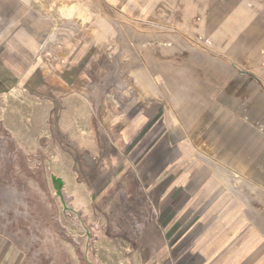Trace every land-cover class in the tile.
Listing matches in <instances>:
<instances>
[{"label": "rangeland", "instance_id": "374dc122", "mask_svg": "<svg viewBox=\"0 0 264 264\" xmlns=\"http://www.w3.org/2000/svg\"><path fill=\"white\" fill-rule=\"evenodd\" d=\"M131 1L146 6L145 18L113 12L105 0H20L34 10L18 14L29 27L0 29L4 38L23 32L41 42L26 84L0 72V238L18 251L19 264H151L160 244L155 222L146 220L155 209L138 160L170 140L147 132L121 146L124 117L136 112L130 98L138 100L124 95L123 84L133 86L139 38H154L156 25L173 20L203 21V29L242 11L264 20V0ZM9 2L0 0L2 19L16 17ZM14 88L35 100L28 108L23 96L10 100L30 109L29 121L2 102Z\"/></svg>", "mask_w": 264, "mask_h": 264}, {"label": "crops", "instance_id": "0c3cea01", "mask_svg": "<svg viewBox=\"0 0 264 264\" xmlns=\"http://www.w3.org/2000/svg\"><path fill=\"white\" fill-rule=\"evenodd\" d=\"M105 2L113 12L148 13L131 0ZM9 5L16 17L0 18V29H27L18 14L33 8ZM243 12L213 29L192 18L167 21L154 38H139L133 86L123 84L138 100L130 98L136 112L124 117L121 146L147 132L170 140L138 160L155 209L146 220L155 222L160 244L151 264H264V20ZM0 34L2 76L22 75L26 84L41 42ZM0 264H19L18 251L1 238Z\"/></svg>", "mask_w": 264, "mask_h": 264}, {"label": "bare ground", "instance_id": "6f19581e", "mask_svg": "<svg viewBox=\"0 0 264 264\" xmlns=\"http://www.w3.org/2000/svg\"><path fill=\"white\" fill-rule=\"evenodd\" d=\"M42 7V6H41ZM40 7V9H42ZM46 7V6H45ZM48 52H44L43 53V57L45 58V57H48ZM46 60V59H45ZM48 62V61H47ZM52 70V69H51ZM83 77V76H82ZM124 93V95H126V96H128L130 93L126 90V91H124L123 92ZM23 96V98H24V100H25V105L27 106V108L29 107V106H32V105H34L35 104V100L34 99H32V98H26L25 97V95H24V93H23V91L21 90V89H19V88H14L13 90H10V92H8V93H3L2 95H1V99H2V102H4V103H6V104H8V105H11V110L12 111H14V112H17L18 113V115H20V117L22 118V119H25V121L27 120V121H29V116H27L28 114L27 113H29L30 112V109H27V111L25 110V109H22L20 106H17V105H13V104H11L10 103V100H19L20 99V97H22ZM67 96V95H66ZM109 97V96H108ZM115 97V96H114ZM140 100H141V98H139ZM143 99H144V96H143ZM111 105H112V107L113 108H118L119 107V101L118 100H116L115 98H113L112 96H111ZM85 104H86V102H85ZM83 105V104H82ZM82 107V106H81ZM27 125V124H26ZM84 127V126H83ZM81 130V129H80ZM44 133V131L42 130V132L40 133V134H43ZM83 146V145H82ZM60 172H62V170L60 171ZM73 182V181H72ZM76 183V182H75ZM79 187V186H78ZM81 187V186H80ZM84 187V186H83ZM71 253V252H70ZM73 253V252H72ZM74 254V253H73ZM73 254H72V256H73ZM137 257V256H136ZM116 264H125V263H123L122 262V260L120 259V258H118L117 259V261H116Z\"/></svg>", "mask_w": 264, "mask_h": 264}]
</instances>
